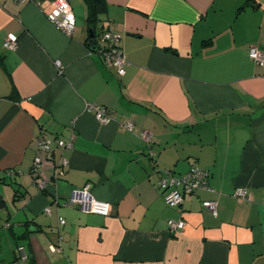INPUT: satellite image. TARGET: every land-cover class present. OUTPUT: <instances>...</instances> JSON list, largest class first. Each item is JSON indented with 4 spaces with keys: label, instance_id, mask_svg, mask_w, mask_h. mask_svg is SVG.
<instances>
[{
    "label": "crops",
    "instance_id": "1",
    "mask_svg": "<svg viewBox=\"0 0 264 264\" xmlns=\"http://www.w3.org/2000/svg\"><path fill=\"white\" fill-rule=\"evenodd\" d=\"M45 1L0 0V222L12 225L0 229V264H264V66L249 57L264 51V0H102L98 37L123 36L124 76L88 46L84 0H68L72 37ZM41 135L64 141L69 161L44 192L30 174ZM193 164L212 191L169 208L162 173ZM87 185L110 215L63 203ZM171 220L184 229L171 234Z\"/></svg>",
    "mask_w": 264,
    "mask_h": 264
},
{
    "label": "built area",
    "instance_id": "2",
    "mask_svg": "<svg viewBox=\"0 0 264 264\" xmlns=\"http://www.w3.org/2000/svg\"><path fill=\"white\" fill-rule=\"evenodd\" d=\"M25 1V0H14ZM41 9L49 19L51 23L56 25L65 35L72 37L76 28V17L72 10L71 4L68 0H53L45 1L41 4ZM123 36L112 30H106L100 35L102 49L99 51L104 58L108 66H113L117 69V73L120 76H124L126 73L125 67L127 60L124 56L121 41ZM19 38L16 35H9L5 40V48L14 50L18 47ZM249 57L257 66H264V51L258 46H252L249 51ZM56 65L60 67L61 63L56 62ZM89 112H94L96 119L103 125H107L114 120L113 114L108 110L96 106L88 105ZM126 128L130 131L133 130L132 123H126ZM146 136V135H145ZM55 145L64 148L67 144L62 140H54L51 138L39 139L38 150L43 155L50 154ZM71 144H69L70 146ZM50 160H45L43 157L37 156L33 164V173L36 176L40 175L49 166ZM60 164L63 167H68L69 161L65 157L60 158ZM58 173V171H57ZM63 175V172H60ZM210 175L208 171L200 168L197 164H193L191 169L183 176H175L170 171L162 173L161 178L158 181V188L162 191L166 205L171 209H177L181 207L187 196H193L199 191H212L210 184ZM40 189H47L50 185V181H43L39 179ZM235 196L239 199H247L248 192L244 188H239L235 192ZM68 206H76L82 212L97 215L108 216L111 213L112 205L109 202L96 199L91 191L90 186H85L84 189L75 190L72 192L69 201L65 203ZM203 207L207 209L213 216H218V202L214 200L203 201ZM46 212H50V208L45 209ZM66 221L60 218V224L64 225ZM185 227V222L182 220H171L168 222V230L171 234H175ZM20 256L23 260L27 259V254L23 248H20Z\"/></svg>",
    "mask_w": 264,
    "mask_h": 264
},
{
    "label": "trees",
    "instance_id": "3",
    "mask_svg": "<svg viewBox=\"0 0 264 264\" xmlns=\"http://www.w3.org/2000/svg\"><path fill=\"white\" fill-rule=\"evenodd\" d=\"M84 2L87 6V12H88L87 18H86V26L88 29H90V27H92V26H95L96 30H97L98 23L100 22L99 17L105 11L104 2L102 0H84ZM40 138L45 139L47 137L41 135ZM52 139L57 140L58 138H52ZM58 150L63 151V148L55 145V147L53 148V150L50 154L43 155L42 152H40L38 150V144H37L36 155H35L34 160L36 159L37 156H39V157H43L45 160L49 159L51 162V163H49V166L45 170H43V172H40L39 176L34 175L33 165H32L31 170H30V174H31L32 179L35 181V184L38 187H39V182H38L39 179L40 180L43 179V181L44 180L48 181V183L50 181V184H52V183L59 181L60 179H62L66 175L68 167H63L60 164V158L65 157V156H63V155L58 156ZM33 164H34V161H33ZM57 171H58V173H57ZM8 172L10 175H12L11 178H13V176L18 174L17 171H14V170H10ZM60 172H63V175H60ZM10 181H11V179H8V182L7 181L6 182L9 184ZM39 190L43 191V192L47 191V189H43V190L39 189ZM16 191H17L16 194H18V190H16ZM70 197H71V195L63 203H66L67 201H69ZM55 199H56L55 202L60 203V199H59L58 195ZM6 207H7V205H6L5 201L2 198V196L0 195V211L3 209H6ZM74 207H76V206H74ZM2 219H3V216L1 215V212H0V220H2ZM11 226L12 225L10 224V222L8 220L3 221L2 223L0 222V229H1V227L11 228Z\"/></svg>",
    "mask_w": 264,
    "mask_h": 264
},
{
    "label": "water",
    "instance_id": "4",
    "mask_svg": "<svg viewBox=\"0 0 264 264\" xmlns=\"http://www.w3.org/2000/svg\"><path fill=\"white\" fill-rule=\"evenodd\" d=\"M88 33V46L92 51H100L102 49V44L100 42V38L98 37L99 35L97 33L96 27H90V29H88ZM37 230V228L30 229L31 232H36Z\"/></svg>",
    "mask_w": 264,
    "mask_h": 264
},
{
    "label": "rangeland",
    "instance_id": "5",
    "mask_svg": "<svg viewBox=\"0 0 264 264\" xmlns=\"http://www.w3.org/2000/svg\"><path fill=\"white\" fill-rule=\"evenodd\" d=\"M47 17V16H46ZM48 19V18H47ZM49 20V19H48ZM56 26V25H55ZM57 27V26H56Z\"/></svg>",
    "mask_w": 264,
    "mask_h": 264
}]
</instances>
